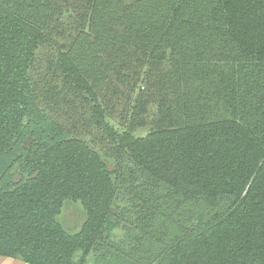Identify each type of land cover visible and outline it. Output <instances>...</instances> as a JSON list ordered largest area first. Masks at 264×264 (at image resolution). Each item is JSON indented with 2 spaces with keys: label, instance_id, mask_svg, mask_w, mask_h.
Masks as SVG:
<instances>
[{
  "label": "trees",
  "instance_id": "obj_1",
  "mask_svg": "<svg viewBox=\"0 0 264 264\" xmlns=\"http://www.w3.org/2000/svg\"><path fill=\"white\" fill-rule=\"evenodd\" d=\"M0 256L264 264V0H0Z\"/></svg>",
  "mask_w": 264,
  "mask_h": 264
},
{
  "label": "rangeland",
  "instance_id": "obj_2",
  "mask_svg": "<svg viewBox=\"0 0 264 264\" xmlns=\"http://www.w3.org/2000/svg\"><path fill=\"white\" fill-rule=\"evenodd\" d=\"M57 218L68 232H76L84 219L80 202L65 200Z\"/></svg>",
  "mask_w": 264,
  "mask_h": 264
},
{
  "label": "crops",
  "instance_id": "obj_3",
  "mask_svg": "<svg viewBox=\"0 0 264 264\" xmlns=\"http://www.w3.org/2000/svg\"><path fill=\"white\" fill-rule=\"evenodd\" d=\"M0 264H27L18 258L0 256Z\"/></svg>",
  "mask_w": 264,
  "mask_h": 264
}]
</instances>
